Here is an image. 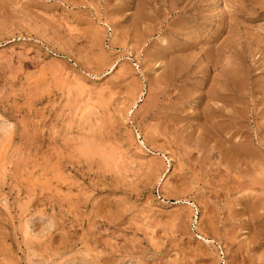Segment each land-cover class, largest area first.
<instances>
[{"label":"rangeland","instance_id":"obj_1","mask_svg":"<svg viewBox=\"0 0 264 264\" xmlns=\"http://www.w3.org/2000/svg\"><path fill=\"white\" fill-rule=\"evenodd\" d=\"M0 264H264V0H0Z\"/></svg>","mask_w":264,"mask_h":264},{"label":"bare ground","instance_id":"obj_2","mask_svg":"<svg viewBox=\"0 0 264 264\" xmlns=\"http://www.w3.org/2000/svg\"><path fill=\"white\" fill-rule=\"evenodd\" d=\"M219 94V93H218ZM255 155V154H254ZM255 175V174H254ZM261 175V174H260ZM253 180V179H252ZM254 181V180H253ZM255 181H256V179H255ZM258 182V181H257ZM259 182H260V180H259ZM262 184H263V182H262ZM257 186V185H256ZM260 186H261V184H260ZM253 191V190H252ZM253 207V206H252Z\"/></svg>","mask_w":264,"mask_h":264}]
</instances>
